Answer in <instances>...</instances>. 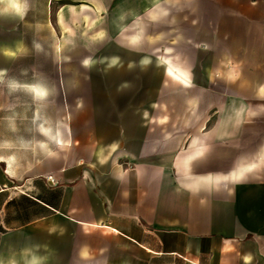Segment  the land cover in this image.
I'll return each instance as SVG.
<instances>
[{
  "label": "crops",
  "instance_id": "0c3cea01",
  "mask_svg": "<svg viewBox=\"0 0 264 264\" xmlns=\"http://www.w3.org/2000/svg\"><path fill=\"white\" fill-rule=\"evenodd\" d=\"M168 1L114 0L123 8L112 26L142 51L141 7H156L162 20ZM23 2L21 19L0 0V264H264V74L237 78L235 89L225 75L222 90L188 94V109L168 110L164 123V94L140 93L138 115H123L134 118L129 125L89 136L48 98L8 88L10 80L50 87L46 72L34 74L33 52L20 48V38L35 37V22L51 32L50 3L41 12ZM246 19L264 22V13ZM236 33L235 48L222 44L220 53L256 54L248 69L264 70V29ZM205 39L211 52V31ZM162 61L192 84L181 62Z\"/></svg>",
  "mask_w": 264,
  "mask_h": 264
},
{
  "label": "rangeland",
  "instance_id": "374dc122",
  "mask_svg": "<svg viewBox=\"0 0 264 264\" xmlns=\"http://www.w3.org/2000/svg\"><path fill=\"white\" fill-rule=\"evenodd\" d=\"M33 1L36 10L41 12L44 8L41 4L50 3L47 9L51 32H47V24L35 22V37L20 38L21 53L28 49L33 52L34 74L39 76L46 72L44 80L50 85L47 98L54 107L66 110L69 125H83L89 136L92 128L101 131V128L123 126L125 121L129 125L134 118L125 119L123 115L131 110L128 114L133 115L145 104L139 101L140 93L149 98L155 93L164 94L162 106L158 107L164 123L170 118L168 110L177 105L181 111L188 109L185 101L188 94L222 90L224 87L220 83H225V75L228 81H233L235 89L237 78L257 72L264 74L262 69H248L255 64L256 54L245 57L220 53L223 49L220 45L235 48L237 30L264 29V22L246 19L248 15L258 18L264 13V5H259L264 0H169L161 7L162 20H155L156 7H141L145 27L142 51L129 46L123 31L114 30L112 20L123 8L115 5L114 0H101L106 5L98 6L93 4L97 0ZM61 10L66 11V22L58 20ZM209 31L216 45L211 52L205 43ZM220 31L222 35L231 32L234 37L221 39ZM165 57L188 68L192 79L190 86L168 75L162 61ZM26 59L21 56L20 62ZM30 76L33 73L24 75ZM208 78L213 82L205 85ZM241 83L239 88L244 89L246 86ZM178 97L179 103L172 102ZM152 104L155 103L147 102L149 109L154 106ZM185 116L181 112V123L186 120L182 119ZM148 120L150 123L154 119Z\"/></svg>",
  "mask_w": 264,
  "mask_h": 264
},
{
  "label": "clouds",
  "instance_id": "9594fccd",
  "mask_svg": "<svg viewBox=\"0 0 264 264\" xmlns=\"http://www.w3.org/2000/svg\"><path fill=\"white\" fill-rule=\"evenodd\" d=\"M6 7L3 9L5 13L13 12L14 14L18 15L21 19H23L27 5L23 2V0H5ZM37 50H39V45H36ZM7 55H14V53H6ZM85 64H88V61H85ZM4 73L0 72V76H3ZM25 88L28 92L32 93L34 98L38 101H43L47 99L49 95V91L47 88L40 86V85H21L15 80H10L8 82V88L11 91H16L19 88ZM28 264H39V260L36 257H33Z\"/></svg>",
  "mask_w": 264,
  "mask_h": 264
}]
</instances>
